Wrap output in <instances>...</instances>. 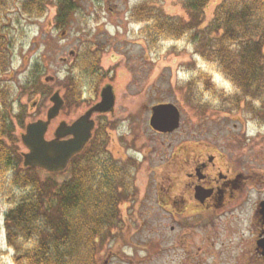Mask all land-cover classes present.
Masks as SVG:
<instances>
[{"label": "rangeland", "instance_id": "374dc122", "mask_svg": "<svg viewBox=\"0 0 264 264\" xmlns=\"http://www.w3.org/2000/svg\"><path fill=\"white\" fill-rule=\"evenodd\" d=\"M57 1L48 0L50 4L43 17L29 18L20 10L23 0H12L5 19L3 33L10 42L11 57L8 70L0 71V107L1 91L5 89L20 155L27 152L21 139L27 125L46 120L52 107L50 98L56 92L64 96L72 78H78L84 98L77 106L62 109L46 139L53 138L61 122L70 124L86 114L100 101L101 90L112 86L116 97L113 112L94 119L97 128L101 123L108 126L111 156L121 163L135 161V185L141 188L138 200H146L150 195L145 193L146 188L156 185V176L165 167L164 160L186 140L213 142L218 138L216 144L225 146V138L237 142L246 131L253 137L254 127L264 138V125L259 123H264L263 115H253V109L260 112V104L253 106L243 96L232 111L218 109L222 103L215 97L221 93L226 97L234 95L235 88L216 64L207 63L195 54L193 34L177 41L160 39L154 48L149 46L144 36L147 21L137 10L148 2L150 9L188 22L181 0H75L77 9L64 30L56 26ZM223 1L211 0L202 29L211 24L215 9ZM93 53L99 55L100 81L95 83L94 91H89L94 82L77 68V63L79 56ZM201 74L211 77L215 94L207 92L202 81L191 91L190 82ZM50 78L53 80H46ZM193 94L201 95L204 104L209 103L212 108L204 111L195 108L189 103ZM161 104H173L180 110L181 126L173 134L158 135L150 128L151 109ZM40 176L45 179L48 175L41 172ZM68 179L67 173L57 177L58 183ZM2 189L0 186V264H14L13 251L6 240L5 219L10 207L27 193L13 189L16 196L11 198Z\"/></svg>", "mask_w": 264, "mask_h": 264}, {"label": "trees", "instance_id": "16d2710c", "mask_svg": "<svg viewBox=\"0 0 264 264\" xmlns=\"http://www.w3.org/2000/svg\"><path fill=\"white\" fill-rule=\"evenodd\" d=\"M11 2L0 0V71L3 72L8 70L11 57L10 42L3 33ZM210 2L181 0L188 22L156 12L146 2L137 10L147 21L144 36L154 48L160 39L177 41L193 34L195 54L207 63L216 64L235 88L234 95L226 97L221 93L215 97L222 103L218 109L232 111L245 96L253 106L260 104V112L253 109V115L262 114L264 119V0H224L215 9L211 24L202 29ZM49 4L48 0H23L20 10L29 18H41ZM56 4V26L64 30L77 5L75 0H58ZM98 56L83 54L77 63V68L94 85L100 81ZM38 71L35 70V75ZM201 81L207 92L215 94V85L207 74L190 82L191 91ZM5 91H1L0 107V186L7 197L16 196L13 189L27 193L10 207L5 219L13 263L94 264L98 241L111 235L117 206L132 193L135 162L130 159L128 163H120L113 159L106 148L109 137L102 128L90 147L73 159L69 181L58 183L57 177L50 175L42 179L38 169L23 168ZM83 94L78 78H72L67 86V106H77ZM193 96L189 103L195 108L201 111L212 108L209 103L204 104L201 95Z\"/></svg>", "mask_w": 264, "mask_h": 264}, {"label": "flooded vegetation", "instance_id": "af4514ba", "mask_svg": "<svg viewBox=\"0 0 264 264\" xmlns=\"http://www.w3.org/2000/svg\"><path fill=\"white\" fill-rule=\"evenodd\" d=\"M66 95L67 90L65 106ZM113 110L93 114L95 126L84 151L102 128L109 137L108 126L97 128L94 118ZM254 130L253 137L246 131L237 142L225 138V146L216 144L218 138L181 143L164 160L156 185L146 188L145 201L138 200L141 188L134 185L118 204L115 226L98 241L94 264H264V138ZM73 159L63 172L39 171L56 177L67 173L70 179Z\"/></svg>", "mask_w": 264, "mask_h": 264}, {"label": "water", "instance_id": "95a60500", "mask_svg": "<svg viewBox=\"0 0 264 264\" xmlns=\"http://www.w3.org/2000/svg\"><path fill=\"white\" fill-rule=\"evenodd\" d=\"M46 80L52 81L53 78ZM50 102L52 107L47 113L46 120L27 125L25 134L21 136L22 144L28 151L23 154V166L57 174L66 170L69 162L84 151L95 126L91 119L93 114H103L113 110L115 94L112 86H106L101 92V101L98 104L72 125L62 122L55 132V138L48 141L46 135L51 123L65 106L64 99L59 92L52 95ZM180 124L181 113L175 105L161 104L151 109L150 127L154 131L171 134L180 128ZM69 136L72 139L61 141L62 138Z\"/></svg>", "mask_w": 264, "mask_h": 264}]
</instances>
